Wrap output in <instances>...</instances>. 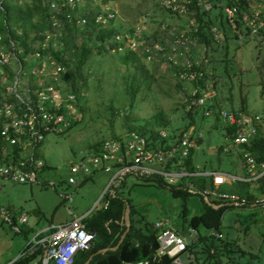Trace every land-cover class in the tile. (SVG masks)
<instances>
[{"label": "rangeland", "instance_id": "rangeland-1", "mask_svg": "<svg viewBox=\"0 0 264 264\" xmlns=\"http://www.w3.org/2000/svg\"><path fill=\"white\" fill-rule=\"evenodd\" d=\"M113 1V7L118 11V19L114 25L120 29L121 35L125 37L138 24L142 31L133 35L134 40L127 36L121 50L114 54L95 56L82 69L85 81H82L83 99L78 119L65 134H47L36 150V155L45 164L38 176L39 183L18 184L0 178V264H11L17 260L26 238L33 236L35 231H42L58 215L68 219L78 217L86 211L82 217H85L84 223L87 225L98 212L104 210L105 197L97 207L95 205L107 186V174H94L86 181L79 178L74 185L67 183L70 164L81 153H86L94 143L110 139L114 135H123L127 133L128 127H147L150 130L151 125H154L151 117L158 112H162L165 119L175 127L181 128L188 122L184 117L185 107H181L185 103V95L179 94L178 82L169 73L167 63L155 62L157 67L153 71L150 63L143 61L150 71L147 72L146 83L132 96L131 82L125 79L128 71L119 64L117 53L126 54L128 50L138 52L136 44L142 45L146 41L141 33L146 32V37H153V33L158 35V24L162 22H165L162 28L166 29L167 26L165 34L174 31V28L179 30L184 22L188 25L179 31L187 32L192 29V33L196 34L192 21L161 11L157 3L163 6V0ZM250 5L251 9L255 6V9L263 8V3H257L256 0H251ZM87 7L95 9V3L89 1ZM223 20L228 35L224 43L226 46L214 44L202 59H205L204 63L207 64L212 79L218 82L216 89L223 107L239 110L243 101L249 115L262 118L261 133L264 135V34L246 37L242 32L243 39L240 40L237 32V40L233 26L226 21L224 15ZM262 29L264 32V26L260 30ZM94 37L95 35L92 36L93 41ZM85 39L90 42L87 37ZM75 41H82L81 36L76 37ZM238 42L242 44L239 46ZM213 80L208 82L209 86ZM195 121L200 125L203 140L192 153L193 165L201 170L244 175L242 160L237 150L231 149L224 126L215 123L213 118L202 120L197 117ZM221 146L231 151L223 149L219 152L218 148ZM198 181L215 194L229 196L238 193L237 183L213 188L209 178ZM124 184L116 197L132 210V218L143 234L153 231L156 222L167 221L173 230L186 237L189 218L202 210L203 198L200 194L190 193L184 201L180 197H173L167 185L145 183L133 176H128ZM172 186L176 187L177 183ZM180 188L185 189L184 186ZM245 191L259 195L254 183L249 184ZM209 200L213 201L214 197L210 195ZM34 210L40 211L39 218L32 216ZM21 216L26 217V223L19 222ZM196 230L194 244L199 237L213 234L212 230L203 226ZM221 236L232 245L230 260L220 254L223 255V264H264V220L258 209H227L221 217ZM213 241L218 243L217 238ZM201 246L198 243L192 246L191 253L182 254V263H202L206 253L200 251ZM34 262L32 260L28 264Z\"/></svg>", "mask_w": 264, "mask_h": 264}, {"label": "built area", "instance_id": "built-area-1", "mask_svg": "<svg viewBox=\"0 0 264 264\" xmlns=\"http://www.w3.org/2000/svg\"><path fill=\"white\" fill-rule=\"evenodd\" d=\"M89 1L95 3V9L87 7ZM261 3L263 8L255 9V6L250 12L241 13L242 27L248 28L252 35L258 34L264 26V1ZM113 5H108L103 0H50L48 8L50 29L40 32L38 34L40 37L28 39L26 45H22L8 33L6 36L0 34V178L18 184L39 183L38 176L45 164L36 155L38 146L47 134L67 133L79 117L80 99L72 91L71 85L62 82L65 66L58 64L50 51L63 46L64 43H58L57 38L63 37L61 32L62 29L65 30V23L81 29L87 23L86 18L81 15L83 12H97V21L107 23L118 17V11ZM162 5L157 3L158 8L168 14L188 19V14L194 10L193 6H201L204 12H209L213 8L209 0H163ZM223 11L226 21L233 26L234 33H239L234 21L239 11L237 6L225 5ZM164 23L158 26V30L163 37L167 36L168 43L165 47L154 46L155 52L165 58L163 63L180 67L178 71L180 78L188 81L201 78L203 76L201 72L196 73L192 70L191 60L199 63L205 56L207 47L202 43L199 46L195 34H186L175 28L174 31L165 34L167 26L166 29L162 28ZM220 30L216 26L209 29L213 45L220 44L224 39V33ZM137 31H142L139 24L126 33L125 37L121 33L117 34L114 39L116 47L110 53L121 50L127 36L134 40L133 35ZM187 32H190V29ZM195 32L199 33L197 28ZM145 33H141L143 38L146 37ZM145 43L142 45L145 46ZM142 45L136 44V48ZM193 50L197 52L194 53ZM150 59L151 56H148L146 61L149 62ZM201 61L205 62V59ZM210 87L191 92L192 96L200 94V97L195 99V96L188 106L192 114L200 112L199 108H202L206 117L212 116V111L204 106L216 95V91ZM82 95L80 93V96ZM218 117L225 127L227 125L235 127L232 136H228L232 148L236 145L249 146L261 130L262 118L258 115L235 113L222 108ZM202 138L203 133L193 125L174 135L164 129L154 130L151 135L136 131L127 132L117 138L103 140L99 145L89 148L86 153H81L70 164L67 182L74 185L79 178L85 180L98 172L107 174L109 176L107 186L95 205L97 207L99 201L105 197L102 208L104 210L110 201L116 198L127 177L133 176L139 180H161L169 187L177 183L176 188L184 186L187 192L200 194L208 200L211 195L228 201L227 203L234 207L258 209L264 219V193L260 192L261 194L255 195L253 199L243 198L237 194L229 196L215 194L206 187H200L198 181L209 178L211 186L218 188L233 183H258L262 180L264 188V162L258 163L249 150H242L244 175L201 170L197 166H194V170H189L188 156L198 148ZM7 220L9 221L8 218ZM84 220L85 217L73 218L65 225H49L36 232L18 258L38 254L36 264H73L76 256L89 250L97 237L95 232L87 229ZM19 222L26 223V217L21 216ZM154 229L158 232L157 256L171 257V264H183L180 254L195 241L197 230L189 227L185 237L173 230L167 221L156 222ZM123 264L151 262L142 260Z\"/></svg>", "mask_w": 264, "mask_h": 264}, {"label": "trees", "instance_id": "trees-1", "mask_svg": "<svg viewBox=\"0 0 264 264\" xmlns=\"http://www.w3.org/2000/svg\"><path fill=\"white\" fill-rule=\"evenodd\" d=\"M19 1L21 0H0V34L6 36L8 33L12 39L19 41L22 45H26V41L28 39L34 40L36 39V37H40V35L38 36L40 32L50 29V22L48 18V8H49L50 0H29V1H21V3H19ZM209 1L213 5L211 11L204 12L202 11L201 6H197V7L193 6L194 10L192 11L191 14H188L187 16L189 17L190 20H193L192 22L193 29L197 28L199 31L198 34H195L197 35L196 39L197 42L199 43V46L202 43L205 45V47H207V50H211V47L215 46L212 44L209 37V29L213 25L222 28L224 33V39L220 44L226 46V44L224 43H226V40L228 39V35L223 26V23H225V21L223 20V15H224L223 7L225 5L228 6L236 5L237 8L239 9L238 15L234 20L237 25L236 27L237 30L239 31V35H242L241 34L242 32H244L243 35L246 37L248 35H252L250 34L248 28L245 29L242 27V22H241V13L245 11L250 12L251 10V5H250L251 0H209ZM263 1L264 0H256L257 3ZM103 2L108 5L110 4L111 6L112 3H114L113 0H103ZM160 10L163 11L162 9ZM81 15L86 18L87 23L81 29L79 27L69 26L68 23H65L64 26L65 30L62 29L61 32L63 34V37L57 38L58 43L61 42L64 43L63 46L62 47L58 46L55 50L51 49L50 51L52 53L54 60L58 64L65 66V70L62 73V82L66 85H71L72 91L78 95L77 98L80 99L78 112L83 99V97L80 96V93L83 91L82 81H85V78L83 77L82 74V69L89 62V60L93 59L95 56L110 54V51L112 49H115L116 47V44H114L115 36L117 34H120V29L115 27L114 25L118 17L108 21L107 23H102L101 21L98 22L96 19L97 12H91V13L83 12ZM173 16L179 17L176 15ZM187 25L188 24L184 22V24L181 25L182 27H180L179 30H184V28ZM158 26H160V24H158ZM191 30L190 32H185V33L192 35L193 33ZM156 32L158 33V31ZM19 33L21 34L19 35ZM259 34L262 35L264 34L263 29L260 30L258 34H253V35H259ZM79 35L81 36L82 41L76 42L75 39ZM93 35H95L94 41L92 40ZM239 35L234 33V37L237 40ZM85 37H87L90 40V42L88 40L86 41ZM144 39L146 40L145 46L142 45L141 47H139L138 52L128 51L126 54H124L123 52L117 53L119 64L122 67H125L126 70L128 71V75L126 76L125 79L127 80V82L129 81L131 82L130 89L132 96H134V94L141 87L142 84L146 83V75L147 72L150 71L146 69L145 66V62H147L146 58L148 56H151L150 61L147 63H150L151 69H153V71H155L157 67L156 66L157 64L155 65V62L158 61H160L161 63L165 62V58L159 55L157 52H155L154 46L161 45L165 47L168 43L167 36L163 37V35H161L160 33L158 35L153 33V37H145ZM241 39H243V37ZM241 44L242 42L240 43L238 42L239 46ZM193 52L196 53L197 51L193 50ZM205 55L207 56V51ZM167 68L169 73L176 79V82H178L177 89H179V94L184 93L185 95V103H183L181 107H185L184 117L188 119L187 124L181 128L175 127L165 119L164 114L162 112H158L151 117V122H153L152 124L154 125H151L150 130H147L146 129L147 127L146 128L141 127L138 129L128 127L127 132L136 131L144 135H151L154 130L164 129L168 133L174 135L177 132L185 130L192 125L199 129L200 125H198L195 121L197 117H199L202 120L207 118H213L215 123H221L218 117V113L219 110L224 107L220 100L221 97L216 89L218 82L217 81L215 82V80L212 79L211 73H209V70L207 69V64L204 63V61L195 63L194 60H191L192 70L196 73L201 72L203 74L201 78L198 77L196 80H191V81L180 78V76L178 75V71L180 70V67H178L177 65L169 64ZM152 75L154 74H151V76ZM211 80H213V82L210 88L216 91V95L212 99H210L208 103L205 104L204 106H207V108L212 111L211 113L212 116L206 117L204 115V112H202V108H199L201 109L199 110L200 112L198 113L195 112L192 114L191 111L186 108L190 106L191 100H193L195 96H196L195 99L199 98L200 94L198 93L197 95L192 96L191 92H193L195 89L197 91L202 90L203 88L206 89V87L209 86L208 82H211ZM182 86H184V88H182ZM241 103L242 106L240 107L239 110H232V109H227V110H231L235 113H247L243 101ZM222 125L224 126V124ZM224 128L227 137L232 136V134L235 131V127L231 125H227L226 127L224 126ZM121 135L122 134L114 135L112 138H117L118 136ZM202 140L199 141V145L201 144ZM101 142L102 141L96 142L91 147L97 146ZM223 149H224L223 146H221L218 148V151L221 152L223 151ZM231 149L237 150L240 158H241L242 150H249L251 155L255 158V160L258 163L264 162V135L261 133V130H259L258 135H256V137L253 138L249 146L236 145ZM225 151L230 152L231 150L227 148ZM192 153L190 156H188L187 159V169L189 170L195 169L192 162ZM242 164L244 165V160H242ZM144 181L145 183H153V184L157 183L159 185H165L161 180H156V179L153 180L148 179ZM237 184H239L238 193H236L237 195L247 199H253L255 197L254 194H250L249 191H245L246 188L249 186V183H237ZM123 186L124 184L120 189H122ZM200 187H205L204 183H201ZM168 191L171 193L173 197H180L184 201L190 195V193L187 192V190L182 188L169 187ZM261 191H264V188ZM210 202L215 205H220V207L218 209L212 208L205 202L203 198L202 199L203 206L201 212L189 218L188 226L195 229L203 226L209 230H212L213 234L211 233L207 237H199L196 240L195 244L193 242L189 244L186 247L185 251H183L180 255L187 252L191 253L193 250L192 246L199 243L202 244L200 251L206 253L205 258L202 260V263L200 264H223V258H222L223 255L225 259L228 258L227 260H230L229 258V255L231 253L230 247L232 245L230 244L229 241L225 240L221 236V217L227 209L233 208L234 206L228 204L227 203L228 201L219 198H214V200ZM125 208H126L125 202L120 198L116 197L110 201L109 206L105 210L98 212V214L94 216L87 223L88 229L90 231L95 232L96 235L99 237V239L98 240L95 239L93 241L89 250L80 252L76 256L73 264H85L93 253H96L97 251L102 250L104 248H112L118 243L121 235L126 231V227L124 225ZM185 211L186 208L184 206V214ZM131 212L132 210L130 209V214H129L130 229L126 233V236L123 242L119 245L118 249L115 251H108L94 256L89 261V264H123L124 262L135 263L142 260H149L151 264L172 263L171 257L168 256L159 257L156 254L158 250V243H157L158 232L157 230L154 229V226H153L154 229L153 231H149L143 234L140 231L136 222L133 220ZM214 238L218 239V243H214L213 241ZM23 251L24 249L22 250V252ZM220 254L223 255L220 256ZM38 257H39L38 254L27 255L24 257L17 258V260L12 262L11 264H28L32 260L36 261ZM226 264H230V263L226 262Z\"/></svg>", "mask_w": 264, "mask_h": 264}, {"label": "water", "instance_id": "water-1", "mask_svg": "<svg viewBox=\"0 0 264 264\" xmlns=\"http://www.w3.org/2000/svg\"><path fill=\"white\" fill-rule=\"evenodd\" d=\"M205 202H206L209 206H211L212 208H214V209H218V208L220 207V205H215V204L211 203L208 199H205ZM129 214H130V208H129L128 205H126L125 212H124V225H125V227H126V231L121 235V237H120L118 243H117L114 247H112V248H104V249H102V250L97 251L96 253H93V254L90 256L89 260H91V259H92L94 256H96V255H99V254H102V253H105V252H108V251H115V250L118 249L119 245L123 242V240H124V238H125V236H126V233H127V232L129 231V229H130V217H129ZM32 216L35 217V218H38L39 214H38L37 211L34 210V211H32ZM98 239H99V237L97 236V237H96V240H98ZM87 264H88V263H87Z\"/></svg>", "mask_w": 264, "mask_h": 264}, {"label": "crops", "instance_id": "crops-1", "mask_svg": "<svg viewBox=\"0 0 264 264\" xmlns=\"http://www.w3.org/2000/svg\"><path fill=\"white\" fill-rule=\"evenodd\" d=\"M244 169V168H243ZM98 173H100V172H98ZM98 173H95V175L96 174H98ZM104 174V173H103ZM94 176V175H93ZM90 177H92V176H90ZM89 177V178H90ZM88 178H86L85 180H82V181H86ZM68 183V182H67ZM244 183V182H243ZM247 183H249V184H252L253 182H247ZM262 183H263V181L261 180V181H259L258 183H254V184H256V186H257V190L259 189V195L261 194V193H264V191H261L262 189H263V186H262ZM125 185V184H124ZM262 186V187H261ZM262 188V189H261ZM261 192V193H260ZM258 195V196H259ZM204 200H205V198H204ZM96 202V201H95ZM95 204V203H94ZM85 212L86 211H84L82 214H80L78 217H71V218H65V217H62V216H60V215H58L57 217V219L55 218V220H52L49 224H48V226L49 225H65V224H67V223H69L73 218H80V217H82V216H84V214H85ZM38 214H39V216H40V211H38ZM39 216H38V218H39ZM7 219V218H6ZM22 224V223H21ZM86 225V224H85ZM106 225H107V223H106ZM47 226V227H48ZM86 227H87V225H86ZM46 228V227H45ZM45 228H43V229H45ZM42 229V230H43ZM87 229H88V227H87ZM16 230V229H15ZM89 230V229H88ZM17 231V230H16ZM36 232H38V231H35L34 232V234L36 233ZM43 235H45V234H43ZM34 236V235H33ZM33 236H31L30 238H26V240H25V245H24V247H23V249L25 248V246H26V244H27V242L28 241H30L32 238H33ZM22 249V250H23ZM22 252V251H21ZM90 258V257H89ZM39 259V258H38ZM38 259L34 262V264H36L37 262H38ZM89 261L90 260H88L85 264H89Z\"/></svg>", "mask_w": 264, "mask_h": 264}]
</instances>
